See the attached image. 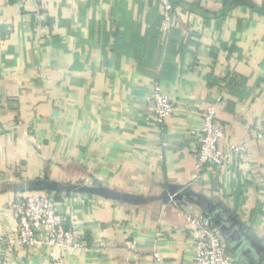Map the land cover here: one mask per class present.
<instances>
[{"label":"crops","instance_id":"0c3cea01","mask_svg":"<svg viewBox=\"0 0 264 264\" xmlns=\"http://www.w3.org/2000/svg\"><path fill=\"white\" fill-rule=\"evenodd\" d=\"M178 1L166 22L160 0H0V205L53 194L85 237L67 264H194L186 212L236 264H264V0ZM155 84L175 105L163 124ZM209 104L221 147L244 150L200 167Z\"/></svg>","mask_w":264,"mask_h":264},{"label":"built area","instance_id":"2783aa9c","mask_svg":"<svg viewBox=\"0 0 264 264\" xmlns=\"http://www.w3.org/2000/svg\"><path fill=\"white\" fill-rule=\"evenodd\" d=\"M17 1L25 3L29 0ZM160 1L165 20L169 22L176 8L170 0ZM153 103L158 122L165 123L174 113L175 105L173 98L164 93L159 84L154 87ZM194 133L198 138L196 154L200 167L231 163L244 150V146L238 144H231L227 149L221 147L225 131L217 120L214 104L203 109L200 126ZM2 209L11 210L17 225L14 229L0 227V264H7V252L37 248L46 249L49 264H67L68 255L77 254L85 247L84 234L77 227L66 225L51 193L19 196L9 205H0V211ZM183 216L192 226L196 238L194 264H236L226 242L218 232L211 230L210 222L203 215L186 212Z\"/></svg>","mask_w":264,"mask_h":264},{"label":"trees","instance_id":"16d2710c","mask_svg":"<svg viewBox=\"0 0 264 264\" xmlns=\"http://www.w3.org/2000/svg\"><path fill=\"white\" fill-rule=\"evenodd\" d=\"M173 6H176L180 1L178 0H170ZM234 2H244V0H233Z\"/></svg>","mask_w":264,"mask_h":264},{"label":"water","instance_id":"95a60500","mask_svg":"<svg viewBox=\"0 0 264 264\" xmlns=\"http://www.w3.org/2000/svg\"><path fill=\"white\" fill-rule=\"evenodd\" d=\"M56 186H57V185H53V186H50V187H56ZM167 199H168V198H167ZM175 199H177V200H181L180 197H178V196H176ZM183 203H184V205H187V203H185V202H183ZM212 227H213V226H212Z\"/></svg>","mask_w":264,"mask_h":264}]
</instances>
